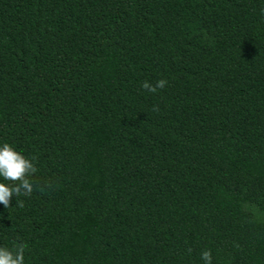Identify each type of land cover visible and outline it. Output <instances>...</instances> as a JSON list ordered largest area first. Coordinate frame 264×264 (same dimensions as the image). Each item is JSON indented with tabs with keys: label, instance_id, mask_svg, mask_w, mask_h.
Segmentation results:
<instances>
[{
	"label": "trees",
	"instance_id": "obj_1",
	"mask_svg": "<svg viewBox=\"0 0 264 264\" xmlns=\"http://www.w3.org/2000/svg\"><path fill=\"white\" fill-rule=\"evenodd\" d=\"M262 7L0 0V143L36 169L0 205V246L25 264H264Z\"/></svg>",
	"mask_w": 264,
	"mask_h": 264
},
{
	"label": "clouds",
	"instance_id": "obj_2",
	"mask_svg": "<svg viewBox=\"0 0 264 264\" xmlns=\"http://www.w3.org/2000/svg\"><path fill=\"white\" fill-rule=\"evenodd\" d=\"M260 16L264 19V7L259 10ZM166 81L159 79L154 85L145 81L141 87L149 93L163 88ZM155 110V108H154ZM36 171L33 162L16 151L8 143H0V205L9 207V199L14 196L31 194L32 183L28 179ZM19 203V201H17ZM203 264H210V254L207 250L201 252ZM0 264H25L24 245L14 244L11 248L0 246Z\"/></svg>",
	"mask_w": 264,
	"mask_h": 264
}]
</instances>
